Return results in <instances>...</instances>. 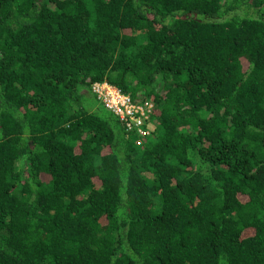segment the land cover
Masks as SVG:
<instances>
[{"label": "trees", "instance_id": "obj_1", "mask_svg": "<svg viewBox=\"0 0 264 264\" xmlns=\"http://www.w3.org/2000/svg\"><path fill=\"white\" fill-rule=\"evenodd\" d=\"M0 264H264V0H0Z\"/></svg>", "mask_w": 264, "mask_h": 264}, {"label": "built area", "instance_id": "obj_2", "mask_svg": "<svg viewBox=\"0 0 264 264\" xmlns=\"http://www.w3.org/2000/svg\"><path fill=\"white\" fill-rule=\"evenodd\" d=\"M92 88L102 104L121 118L129 132L136 131L140 135H149V131L144 129V124L152 112L151 103L135 105L129 96L107 83L96 84Z\"/></svg>", "mask_w": 264, "mask_h": 264}, {"label": "rangeland", "instance_id": "obj_3", "mask_svg": "<svg viewBox=\"0 0 264 264\" xmlns=\"http://www.w3.org/2000/svg\"><path fill=\"white\" fill-rule=\"evenodd\" d=\"M92 92H93V88H92ZM83 93L84 94H88V95H91L92 93H90V91L89 90H87V89H84L83 90ZM97 104V103H96Z\"/></svg>", "mask_w": 264, "mask_h": 264}]
</instances>
